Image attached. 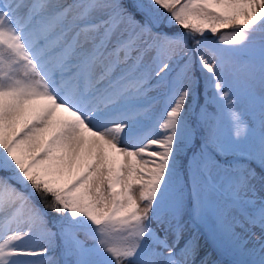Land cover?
Returning a JSON list of instances; mask_svg holds the SVG:
<instances>
[{"label": "snow or ice", "instance_id": "snow-or-ice-1", "mask_svg": "<svg viewBox=\"0 0 264 264\" xmlns=\"http://www.w3.org/2000/svg\"><path fill=\"white\" fill-rule=\"evenodd\" d=\"M0 264H264V0H0Z\"/></svg>", "mask_w": 264, "mask_h": 264}]
</instances>
